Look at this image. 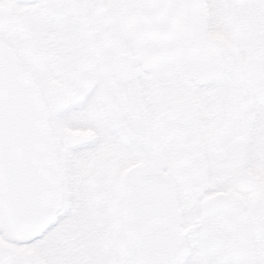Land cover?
I'll return each mask as SVG.
<instances>
[{
    "label": "flooded vegetation",
    "instance_id": "obj_1",
    "mask_svg": "<svg viewBox=\"0 0 264 264\" xmlns=\"http://www.w3.org/2000/svg\"><path fill=\"white\" fill-rule=\"evenodd\" d=\"M214 1H206L205 22L206 38L217 46L223 65L217 88L195 84L183 67L169 77L141 70L121 35L116 0H0V37L30 73L48 110L61 187L53 226L23 242L0 231V264H56L58 257L63 264H90V225L105 221L106 203L115 206V221L120 201L127 202L122 192L136 186L139 176L145 177L150 214L155 176L194 177L200 193L212 166L226 162L221 176L247 173L258 186L243 192L239 203L230 183L225 194L206 196L201 215L208 224L215 217L229 224L236 213L247 231L252 219L264 248V184L249 161L250 150L264 159V0ZM106 104L134 161L113 197L103 170L83 163L104 155ZM149 133L158 144L144 147ZM200 138L208 146L205 155ZM216 150L222 161L214 160ZM232 159L245 169L234 174ZM261 256L264 264V249Z\"/></svg>",
    "mask_w": 264,
    "mask_h": 264
},
{
    "label": "water",
    "instance_id": "obj_2",
    "mask_svg": "<svg viewBox=\"0 0 264 264\" xmlns=\"http://www.w3.org/2000/svg\"><path fill=\"white\" fill-rule=\"evenodd\" d=\"M120 10L143 69L161 76L185 63L195 81L219 82L220 58L204 39L198 0H120ZM46 115L30 76L0 42V227L19 240L52 220L59 200ZM246 184L241 176L238 187Z\"/></svg>",
    "mask_w": 264,
    "mask_h": 264
},
{
    "label": "rangeland",
    "instance_id": "obj_3",
    "mask_svg": "<svg viewBox=\"0 0 264 264\" xmlns=\"http://www.w3.org/2000/svg\"><path fill=\"white\" fill-rule=\"evenodd\" d=\"M108 100L107 96V103ZM105 112L104 155L98 160L89 157L83 163L85 167L103 170L107 195L113 197L119 186H122L119 176L123 175L125 179L131 176L134 161L128 145L116 134V113L107 109ZM109 116H112L111 119ZM112 126L114 129H111ZM200 141L205 155L208 146L205 138H200ZM249 154L250 169L253 172L249 170L252 174L256 173V178L264 184V159L259 160L251 150ZM232 160L234 174L244 168L243 162L239 161L238 164ZM227 163L213 165L211 169L209 166L212 162L207 161L206 170L211 169V176L202 179L203 192L207 196L225 194L230 183L232 191L236 192V176L219 174V169H224ZM138 179L137 185L131 186L135 187L133 190L129 187L122 192L127 197V202L120 201L115 221L113 218L116 208L114 205L112 209L108 208L109 204L106 203L102 210L105 221L99 226L90 225L89 237L86 239L89 244L85 247L90 264H129V254L122 251L128 248L135 249L132 264H263V241L252 219L248 221L249 235L246 233L247 241H244L243 237H234L235 225L221 223L216 217L208 224V219L199 216V195L194 177L171 174L155 176L150 214H147L145 177L139 176ZM235 198L239 203L242 199L245 200V196L240 193L235 194ZM91 216L97 221L96 215ZM51 229L52 233L56 230ZM233 243L239 246L236 247ZM227 245L232 249L224 252ZM240 246L242 248L238 249ZM60 261V257L57 261L53 258V263L63 264Z\"/></svg>",
    "mask_w": 264,
    "mask_h": 264
}]
</instances>
